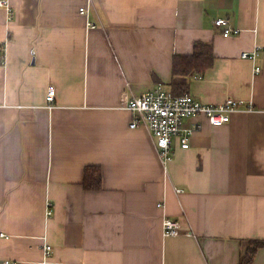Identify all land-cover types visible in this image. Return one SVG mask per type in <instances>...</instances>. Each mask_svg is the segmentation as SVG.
Here are the masks:
<instances>
[{
  "label": "crops",
  "instance_id": "obj_1",
  "mask_svg": "<svg viewBox=\"0 0 264 264\" xmlns=\"http://www.w3.org/2000/svg\"><path fill=\"white\" fill-rule=\"evenodd\" d=\"M10 4L0 6V264H240L264 239V0ZM220 17L239 32L224 36ZM197 41L213 44L214 64L185 91L254 109L221 126L185 120L199 128L166 173L119 97L173 89V56ZM256 47V60L241 57ZM90 165L100 189L85 187ZM166 214L180 234H163ZM250 264H264V246Z\"/></svg>",
  "mask_w": 264,
  "mask_h": 264
},
{
  "label": "built area",
  "instance_id": "obj_2",
  "mask_svg": "<svg viewBox=\"0 0 264 264\" xmlns=\"http://www.w3.org/2000/svg\"><path fill=\"white\" fill-rule=\"evenodd\" d=\"M0 6L4 7L8 13L12 11L10 0H0ZM79 10L81 13L87 14L88 6H82ZM88 25L95 26L90 21H88ZM215 25L223 30L224 36L239 32L238 29L230 26V20L225 17L217 18ZM258 55L259 48L256 47L251 51L242 52L241 57L254 61ZM260 70V66L254 67L255 73ZM55 94V87L50 85L47 92L49 106L54 103ZM119 106L135 114L130 124L132 128L145 126L149 129L166 173L168 164L175 156L177 148L189 149L191 138L199 128L198 124L185 125V120L204 117L209 124L221 126L231 120L233 113L240 110L251 111L254 109L251 101L235 97H227L219 103H209L201 101L187 92L175 94L162 83H157L155 87L137 96H130L126 92H122L119 97ZM162 205V202L158 204V206ZM47 213L50 215L53 210L49 207ZM162 222L163 234L166 236L178 235L182 231L180 221L167 214L164 215ZM44 251L46 254L51 252V245H46ZM2 264H17V262L5 259Z\"/></svg>",
  "mask_w": 264,
  "mask_h": 264
},
{
  "label": "trees",
  "instance_id": "obj_3",
  "mask_svg": "<svg viewBox=\"0 0 264 264\" xmlns=\"http://www.w3.org/2000/svg\"><path fill=\"white\" fill-rule=\"evenodd\" d=\"M214 59L213 44L204 41L195 42L192 54H175L172 62L174 73L172 92L175 94L186 93L187 77L191 73L203 74L214 64ZM84 184L87 189H100L102 187V173L99 166L90 165L85 168ZM263 246L264 239L252 240L249 246L250 250L244 255L240 264H250L257 250Z\"/></svg>",
  "mask_w": 264,
  "mask_h": 264
},
{
  "label": "bare ground",
  "instance_id": "obj_4",
  "mask_svg": "<svg viewBox=\"0 0 264 264\" xmlns=\"http://www.w3.org/2000/svg\"><path fill=\"white\" fill-rule=\"evenodd\" d=\"M172 91V90H171Z\"/></svg>",
  "mask_w": 264,
  "mask_h": 264
}]
</instances>
